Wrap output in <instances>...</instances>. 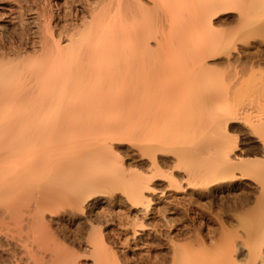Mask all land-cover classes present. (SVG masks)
Here are the masks:
<instances>
[{"label": "bare ground", "instance_id": "bare-ground-1", "mask_svg": "<svg viewBox=\"0 0 264 264\" xmlns=\"http://www.w3.org/2000/svg\"><path fill=\"white\" fill-rule=\"evenodd\" d=\"M101 1L64 12L79 21L67 33L42 21L39 50L0 53V264H83L84 253V264H129L110 251V226L130 228L131 252L163 237L164 258L148 264H264V81L205 69L235 37L264 38V0ZM237 6L240 27L220 41L212 16ZM114 140L130 142L133 171L112 158ZM177 176L236 213L238 230L206 224L186 199L164 232L98 211L128 203L146 218L154 181L161 196L183 189ZM118 235L113 249L128 244Z\"/></svg>", "mask_w": 264, "mask_h": 264}, {"label": "rangeland", "instance_id": "rangeland-1", "mask_svg": "<svg viewBox=\"0 0 264 264\" xmlns=\"http://www.w3.org/2000/svg\"><path fill=\"white\" fill-rule=\"evenodd\" d=\"M128 1L129 0H126V2L130 5H136V3L139 2V1L136 2V0H130L129 2ZM146 1L147 0H142L141 2L142 3L144 2L146 4L148 3V6L151 7V4L149 2H146ZM101 2H102L101 0H0V51H1L0 53L6 52L5 50H8L11 46H14L13 49H15V50H17L19 48L18 51L21 52L22 56L28 54V52H32L33 50H36V51L39 50L40 49V46H39L40 44H38V41L40 40L39 36H41L42 34L46 35V32L42 28V26H43L41 24L42 21H44L46 18L51 17L50 20L52 19L51 22H53V25L56 24L55 25L56 29L59 28L58 29V31H59V30H61V28H64L65 29L64 31H66V33H67L68 30L70 29V25L72 26L73 23H77L79 21L71 20L68 17H66L64 19L63 18L64 12H66V14L68 15L69 12H67V11L72 9V10L77 11V14L80 13L79 15H81V12L82 13H83V11L86 12L87 9H93V8L97 9L101 5ZM237 7L233 8L234 10H232L231 7H225V9L230 8L231 11H229V10L224 11V8H222V7L221 8L223 10L220 9V11H219L218 10L220 8L219 7L216 10V13L212 16V18H213L212 19V25L214 26V28H212V30L214 29L213 33H218L217 35L219 36L220 41L222 39V36H223L222 41L224 39H225L224 41L228 40V37L225 38L226 33L229 32L232 34L235 31L236 27H240L241 19H239L240 17L238 15H241V14H240V12L239 13L237 12V10L239 9V6H237ZM240 7H242V6H240ZM237 20L238 21L240 20L239 21L240 24L238 23ZM237 24H239V26H237ZM234 27H235V29H234ZM58 31L55 30L56 35L59 34ZM229 33H227V35ZM60 35H62L61 37H63V33H60ZM233 35L230 36L231 41H233L232 39L235 37V36L233 37ZM246 35H249V34H246ZM243 36H241L240 38L235 37L236 41L235 42L233 41V43H234L233 45L235 47L233 45H230V47H231L230 50L228 47V48L222 50L223 52L221 51L220 53H217L216 56H214L212 58H207V60H206L207 65L205 66V69L207 67L206 71L208 72V75H209V70H210L209 68L211 67L210 74L213 72L211 74L212 76L220 77L219 76V74H220L221 77L225 78L226 81H229V80L231 81L234 79H236L234 81H264V40H263L264 38H261V36H258V35L254 36V34L250 35V37L247 36L249 38H245V36L244 37ZM9 43H10V46H9ZM11 44H13V45H11ZM67 44H68V42L66 40L61 42L62 47L66 46ZM151 44H152L151 45L152 49L153 48L156 49L155 45L153 43H151ZM32 46H33V48H32ZM7 47H9V48H7ZM232 47L235 49H233ZM2 49H5V50H2ZM20 49H21V51H20ZM35 60H36V58L32 61L30 60L29 61L30 64H35L37 62V60L36 61ZM1 61H0L1 62L0 64H3L6 62V60H4V61L1 60ZM208 64H209V66H208ZM156 67H157L156 65L155 66L152 65L153 70H154V68L156 69ZM169 70H170V68H169ZM214 70H215V72H214ZM175 71H177V70H175ZM175 71L173 73H172V71H170V72L172 73V75L174 73L177 74L179 72V71H177V72H175ZM177 75H176V77H177ZM169 76L170 75L168 73L167 78ZM235 76H236V78H235ZM173 77L170 76L166 81H178V80H176L175 77H174L175 79ZM186 77H187V74H186ZM228 78H230V79H228ZM156 80H158V76L155 74L151 77V81H156ZM234 129L237 131V134H236V131ZM239 129H241V127L239 125H237V124L233 125V130L235 131L234 134H236L238 136V140H239V136L241 135V130H239ZM101 136L106 137L107 135L106 136L101 135ZM124 141L123 140H116V142H117L116 143L114 140L115 143L112 142V145H111V147H114V149L113 148H112L113 150L111 149L112 152L110 151V154L116 153L115 154L116 156L118 154V157H115V156L112 157V155H113L112 154L111 157L113 159H115V158L118 159L119 155H120V157L123 158L121 160H122V162H124V165L127 166V168H131L132 165L136 164L135 160H133V162H132V159L130 157L133 155V153H132L133 148L131 149L132 146H130V142H128V140L125 142ZM128 161H130V163H128ZM126 162H127V164H126ZM128 164H130V165H128ZM132 168L135 169L134 166ZM132 168H131V170L130 169L129 170L133 171ZM177 178L180 182L181 177L177 176ZM157 181H154V184H155V185L153 184L154 187L151 186L152 188H154L152 193H150L151 191H148L149 195H147V196L152 197L153 202H152V206H151L152 211H150L147 214L146 218H145V216H144V218H142L143 216L140 215L139 213H137L135 208L130 207L129 206L130 204H128V203H121L118 206H111V204H109L106 200H104V202H105L104 205L98 207V211L103 213V214L100 213L101 217L104 214H106V216H107V213L110 214L111 212H113L112 213L113 215H116L117 217L118 216L121 217L120 218L121 221L120 220L119 221L122 225L123 224L127 225L128 223L132 224L134 220L135 221L140 220V221H143L145 223V225L150 224V225H148V227L152 226V225H156L157 227H159V230H162L164 232L166 229L164 218H167L169 216V214H173L175 211L176 212L175 219L176 220L179 219V217H180L179 215H181V213L179 211L181 204L186 202V201H189V202H192L193 204L194 203L197 204L198 207H201V209L203 210V213H204L203 214V218H204L203 220L206 222V224H209L211 226H216L217 225L216 223H218L219 220L220 221L222 220V222H224L227 230H230V231L238 230L237 229L238 225L235 222L236 217L234 215L236 213H234V214H233V212L231 213V211H229V209L226 205H225L226 207L225 206L223 207L221 205H220L221 206L220 207L218 205V203H216L215 201H214L215 202L214 203L213 198L211 199L209 196L204 194L205 189L201 190L198 187L188 188L185 186V184L183 183L184 181L182 180L183 182H180V184L182 185L183 189H181V190L179 189L178 191H175L172 189H171V191H167V189L166 190L164 189L165 191L163 192V194L161 195L162 197H161L158 194L161 192V190L163 191L161 186H163V183L165 182V180L158 179ZM161 183H162V185H161ZM155 187H156V189H155ZM185 199H186V201H185ZM195 204H194V206L197 208V206ZM103 208H104V210H103ZM227 209H228V211H227ZM138 218H141V219H138ZM128 225H130V224H128ZM120 227H118V230H114L113 227L110 226V228L109 227H108V229L106 228V231H105V236L108 237L106 239V241L108 239H110V241H111V239L113 238L112 239L113 242H116L115 236L117 233H120V235H118V238L123 243L124 238H128V236H129V238L127 239V242H128L127 246L126 245L124 246V243H123V245L121 244L120 245L121 247H119V245L117 244L118 246L117 245L113 246L114 247V249H113L111 247L112 246L111 243H113V242L112 241L110 243H107L109 241L106 242L107 244L110 245L109 246L106 244V247L109 246L110 251L111 252L113 251L114 254L116 253L115 257H116V260L118 262H120V263L121 262H129V264H148L149 260L152 259L155 255H156L155 257H158L159 259L164 258L165 254H166V251H165L166 246H165V241H164L163 237H159V238L157 237L158 239L152 238L153 240H151V242L149 240L147 243L148 245L145 247H142V249L140 251H132L131 252V249H132L131 247L134 245H137L138 242L134 241L130 237V232H129L130 228H127V226H126V228L129 231H127V230L125 231L124 230L125 228L122 227L123 229H121ZM111 229H113L115 232L113 230L111 231ZM187 230L188 229H186L184 231H187ZM116 231H117V233H116ZM263 249H264V247H263ZM80 254L81 253L78 251V255H80ZM84 254L86 256H84ZM84 254H83L84 257H82V254L80 256L81 258H84V259L79 258V259H81L79 261H81V263H83V264L85 263V261H86V263L87 262L90 263V261L92 259L89 261L90 256L88 255L89 259H87V254L86 253H84ZM85 257L87 260H85ZM262 257H264V254L262 255Z\"/></svg>", "mask_w": 264, "mask_h": 264}]
</instances>
